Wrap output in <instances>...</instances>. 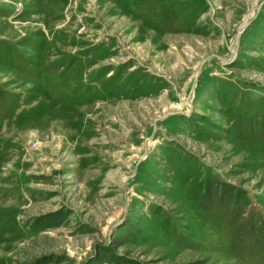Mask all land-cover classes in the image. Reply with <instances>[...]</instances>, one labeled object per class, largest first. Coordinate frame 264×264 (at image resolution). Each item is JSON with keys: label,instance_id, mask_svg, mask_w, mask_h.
<instances>
[{"label": "rangeland", "instance_id": "rangeland-1", "mask_svg": "<svg viewBox=\"0 0 264 264\" xmlns=\"http://www.w3.org/2000/svg\"><path fill=\"white\" fill-rule=\"evenodd\" d=\"M0 264H264V0H0Z\"/></svg>", "mask_w": 264, "mask_h": 264}, {"label": "bare ground", "instance_id": "bare-ground-1", "mask_svg": "<svg viewBox=\"0 0 264 264\" xmlns=\"http://www.w3.org/2000/svg\"><path fill=\"white\" fill-rule=\"evenodd\" d=\"M245 24V23H244Z\"/></svg>", "mask_w": 264, "mask_h": 264}]
</instances>
